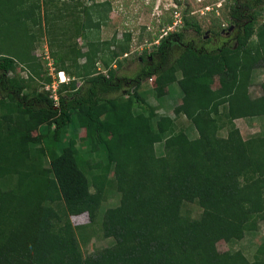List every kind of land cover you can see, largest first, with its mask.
<instances>
[{"label":"trees","instance_id":"16d2710c","mask_svg":"<svg viewBox=\"0 0 264 264\" xmlns=\"http://www.w3.org/2000/svg\"><path fill=\"white\" fill-rule=\"evenodd\" d=\"M38 1L0 0V264H264V240L252 256L237 247L264 221V132L245 137L235 122L264 112V82L260 96L250 92L264 68V0H232L227 26L213 18L219 29L198 20L190 0H173L161 25L177 15L181 29L110 40L99 32L116 4H80L98 42L69 54L76 77L62 82L58 103L29 90L42 73L30 49ZM65 4L61 16L77 8ZM143 40L154 46L134 58L136 73L120 72ZM18 64L27 78L10 76ZM146 78L157 100L177 83L173 114L142 96ZM85 213L89 222L74 224ZM91 237L111 242L84 252Z\"/></svg>","mask_w":264,"mask_h":264},{"label":"rangeland","instance_id":"374dc122","mask_svg":"<svg viewBox=\"0 0 264 264\" xmlns=\"http://www.w3.org/2000/svg\"><path fill=\"white\" fill-rule=\"evenodd\" d=\"M105 0H75L77 5L76 9L69 10V15L61 16L60 11L66 5L65 3L71 2V0H54L52 5L49 7L45 6V0H39L38 3L40 8L36 12L39 13V18L41 20V26H36L33 28V34L35 36V41L30 43L31 54L36 57V62L41 64L42 73L41 77L34 78L31 83L30 91L37 92L38 94H48L53 100L58 103L59 96L57 94L58 89H60V76H63L64 82L69 83L76 76V67L72 65L69 54H72V50H79L81 52H87L91 47L94 48L95 39L98 42V38L94 37V31L86 26L85 14L82 12V7L84 5L92 4L93 2H99ZM192 5H194L193 14L198 20L203 21L205 27L211 29H219L218 26L214 25L213 18L215 16L220 18V21L227 26V15L229 13V6L232 0H211L208 6H203L199 0H190ZM29 5H36L34 1H28ZM26 3V4H27ZM113 5L116 7L112 9L109 13V18L107 19V24H103L100 29L99 37L102 40H110L113 38L114 34L117 38H122L124 33L128 30L132 32L135 37L143 34L147 37L148 32L156 31L161 35H166V32L172 30L181 29V18L177 15L173 16V23L170 27L166 25H161L162 17L170 15L172 12V7L174 6L173 0H112ZM118 5V6H117ZM48 11V13H46ZM264 20V14L260 18V21ZM213 21V22H212ZM126 24V30L114 28L118 27L121 23ZM86 26V27H84ZM146 29H143V27ZM115 31V32H114ZM193 34L188 33L191 37ZM210 36V35H209ZM235 36V34L233 35ZM9 41V40H8ZM216 35L210 42L213 46L217 44ZM156 44L158 41L155 42ZM154 44L152 42H147L143 40L140 44L134 45L132 51L127 54L129 60L125 63L124 67L120 72H128L130 76L136 73L138 62L134 60L138 56V53H142L146 50L153 48ZM112 48H116L112 46ZM95 49V48H94ZM96 53V51H95ZM97 55V54H96ZM95 56V55H94ZM97 56H100L99 54ZM99 58V57H98ZM131 59V60H130ZM97 61L98 68L107 73L104 65ZM86 57L81 56L78 58V63H84ZM64 64L70 68V72H64L61 74L60 65ZM29 75L28 70L22 67V65H17L16 70L10 73V76H16L17 78H27ZM80 83V81H78ZM262 82H264V68L255 69L252 76V83L250 87V92L253 97H258L262 94ZM154 86V78H146L142 82L139 92L145 99L151 104L157 106V111L162 114L171 111V105L174 107L178 105L182 100V91L177 83H173L169 88V94L162 100H157L153 95L151 89ZM128 88V87H125ZM28 91V90H27ZM173 114L172 112H170ZM237 126L242 130L245 137H249L256 133L264 132V112L259 117L253 119H238L235 121ZM180 125L190 126L189 120L182 116L179 119ZM84 130H80V135L84 134ZM193 134L192 130H189ZM227 129L224 128L221 134H226ZM115 198H110L104 207L109 204L115 203ZM196 212V211H195ZM74 224H86L89 222L88 214L74 215L72 216ZM264 240V221L260 223L259 230L254 233H247V235L239 242L238 248H243L246 253L250 256L254 254L258 246ZM111 239L91 237L89 242L82 245L84 252H92L96 247L110 244ZM220 252L227 251L229 249L228 244L221 240L217 243Z\"/></svg>","mask_w":264,"mask_h":264},{"label":"flooded vegetation","instance_id":"af4514ba","mask_svg":"<svg viewBox=\"0 0 264 264\" xmlns=\"http://www.w3.org/2000/svg\"><path fill=\"white\" fill-rule=\"evenodd\" d=\"M235 30H236V26H235V25H231V26H230V30H228V31L222 30V31H221L222 36H219V38L222 40L223 43H225V42H227V41L224 39L223 35H224L225 37H227L228 35L231 34V32L233 33ZM207 36H209V35L207 34ZM216 39L218 40V38H216Z\"/></svg>","mask_w":264,"mask_h":264},{"label":"clouds","instance_id":"9594fccd","mask_svg":"<svg viewBox=\"0 0 264 264\" xmlns=\"http://www.w3.org/2000/svg\"><path fill=\"white\" fill-rule=\"evenodd\" d=\"M199 1H200V0H199ZM61 74L64 75V74H65L64 71H61V72H60V75H61ZM60 78H61L60 82H64V81H65V80L63 79V76H60Z\"/></svg>","mask_w":264,"mask_h":264}]
</instances>
